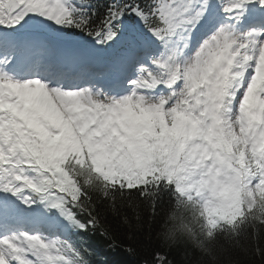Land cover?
Here are the masks:
<instances>
[{"label": "snow or ice", "instance_id": "1", "mask_svg": "<svg viewBox=\"0 0 264 264\" xmlns=\"http://www.w3.org/2000/svg\"><path fill=\"white\" fill-rule=\"evenodd\" d=\"M142 208L145 264L264 255V0H0V264L135 255Z\"/></svg>", "mask_w": 264, "mask_h": 264}, {"label": "trees", "instance_id": "2", "mask_svg": "<svg viewBox=\"0 0 264 264\" xmlns=\"http://www.w3.org/2000/svg\"><path fill=\"white\" fill-rule=\"evenodd\" d=\"M169 199L167 195L163 197L160 205L161 215L170 211ZM124 211L130 217H133V224H135L136 221L132 210L125 209ZM147 211L146 208H142L144 223L142 229L136 233L138 248L135 255L127 252L124 247L120 246L128 234L126 228L119 229L115 246L98 232L84 235L81 242L91 252V264H145V259L150 257L152 249L159 245L156 235L159 230V222L150 227L147 222ZM102 218L108 222H113L114 219L110 213ZM258 243L260 247L264 248V232L260 234ZM256 247V243L249 236L247 239L241 241L240 247L230 249L229 253L225 254V264H228L229 260L232 264H264V255L256 251ZM185 251L182 247L175 249L170 259L175 264H196L199 258L198 253L192 249H188L187 251L190 255L185 257Z\"/></svg>", "mask_w": 264, "mask_h": 264}]
</instances>
